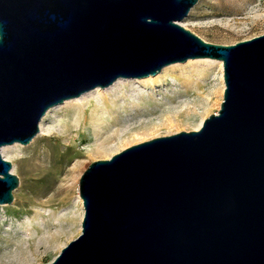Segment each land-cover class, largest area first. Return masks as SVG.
<instances>
[{"label":"water","instance_id":"water-1","mask_svg":"<svg viewBox=\"0 0 264 264\" xmlns=\"http://www.w3.org/2000/svg\"><path fill=\"white\" fill-rule=\"evenodd\" d=\"M197 0H0V149L46 112L118 78L222 62L218 116L132 146L79 180L81 235L51 264H264V34L206 43L180 23ZM19 186L0 154V205Z\"/></svg>","mask_w":264,"mask_h":264},{"label":"rangeland","instance_id":"rangeland-1","mask_svg":"<svg viewBox=\"0 0 264 264\" xmlns=\"http://www.w3.org/2000/svg\"><path fill=\"white\" fill-rule=\"evenodd\" d=\"M180 23L184 25L185 29L194 33L206 43L223 46L234 45L264 34V0H197V3ZM189 61L176 66L175 68L177 70L181 69V72L177 71L170 77H177L182 73L183 76H189L194 80V85L198 84L203 87L204 92L209 95L211 104L214 105V107L210 105L207 108L204 104V108L200 107L199 113L201 114L198 116L205 114V110H210V108L212 110L211 113L209 112L204 116L205 120L219 111L224 92V86L222 93L219 92L221 90L220 77L223 75V71L221 72L217 63H206L203 62V59ZM167 83L169 85L164 89L172 87L170 86L172 85L170 80H167ZM193 95L195 96L194 93H191L190 96L184 95L181 100L194 102L197 98ZM63 116L64 109L52 112L50 118L44 122V127L54 126L51 133H44L43 138L38 139L40 136L38 131L29 144L25 146L17 144L4 153L8 157L7 161L11 164V173L19 180V186L13 192L14 200L12 204L4 205L6 206L3 209L5 210L4 214L1 213L2 209H0V264H8L12 253H15L12 252L15 251L13 245L15 240L12 239L11 246H8V230L14 229V225L21 223L26 217L32 216L34 208L40 202L53 201L52 206H46L45 209L59 213L62 219L61 228L64 230L65 235L78 228V224H73V220L77 214H82L79 222V233L65 241L62 248L80 235L84 209L83 206L80 208L77 201V196L79 197V179L91 163L108 160L113 155L131 146L154 138L171 136L181 131H195L192 125L185 124L179 129L173 128L158 133L145 134L142 133L141 126L132 125L130 132H125L120 136L119 140H124L122 144H119V140L113 142L115 145H123V147H119L120 149L108 157H104L95 153L94 139L91 132L85 129L81 132L82 142L78 143L76 148L70 147L66 151L59 139L62 125L56 123L61 121ZM78 163H82V167L76 178L75 187L72 191H67V187L71 185L69 172L76 168ZM9 206L10 208H8ZM15 209L20 210V212L14 213ZM57 228L52 227L51 232L55 233ZM11 235L14 236V232ZM61 249L53 253L54 255L49 256L50 249L48 253H45L44 247H41L38 250L39 261L34 263L33 258L30 264H50L58 256Z\"/></svg>","mask_w":264,"mask_h":264},{"label":"bare ground","instance_id":"bare-ground-1","mask_svg":"<svg viewBox=\"0 0 264 264\" xmlns=\"http://www.w3.org/2000/svg\"><path fill=\"white\" fill-rule=\"evenodd\" d=\"M178 24L184 28L183 24ZM193 60L202 59H192V61ZM187 61L190 62L189 59ZM203 62L210 64L217 63L221 72L223 71L221 61L205 58ZM183 63L165 66L152 77L147 76L137 80L118 78L110 86L104 87L102 90H100V87H96L76 98L66 100L50 108L39 123L40 136L38 139L43 138L44 133H51L54 126L49 128L44 127V122L50 118L52 112L58 111L59 109H64V116L61 121H57L56 123L62 125L59 139L62 141L61 145L66 151L70 147L76 148L78 143L82 142L83 136L81 132L85 129L91 132L94 139L93 147L95 153L104 157H108L110 154L120 149L119 147H123V145H115L113 142L119 140L120 136L125 132H130V127L132 125L141 126L142 133L145 134L151 132L158 133L173 128L179 129V127L185 124L192 125L195 131L191 132L199 131L203 122L207 119L204 120V116L212 111L210 108V110H205V114L198 116L201 114L199 113L200 107L204 108V104L207 108L210 107V105L214 107V105L211 104L212 102L209 95L204 92L203 87L198 84L194 85L195 81L189 78V76H183L181 73L177 77H170L177 71L181 72V69L177 70L175 67ZM222 78L223 75L220 77L221 90H219V92L221 93L224 86ZM167 80L172 82V85H170L172 87L166 88V90L164 87L169 85ZM191 93H194L195 96H193L198 100L196 99L194 102L181 100L184 95L190 96ZM212 115L218 116V112ZM119 141V144H122L124 140ZM17 144L21 145L19 143H14L12 145H5L0 149V154L4 160H8V157L4 155L6 150ZM66 151L64 150V152ZM81 167L82 163H78L76 168L69 172L71 185L67 187V191H72V189H74L76 178ZM81 200L80 196H77L80 208L83 206ZM52 203V200L40 202V204L34 208L32 216L26 217L21 223L14 225V229L11 228V230H8V246H11L10 242H12V239L15 240V242H13L15 251H12L15 253H12L11 260H9L8 264H30L33 258V262L36 263L39 261V248L44 247L45 253H48L50 249L49 256H52L54 255L53 253L62 248L65 241L79 233V222L82 214H77L73 220V224H78V228H75L69 234L65 235V232H63L64 230L61 228L62 219L59 213H56L54 210L45 209L46 206L51 207ZM5 208L6 206L0 205L2 214L5 213V210H3ZM8 208H10V206ZM13 212L19 213L20 210L15 209ZM52 227H58L55 233L51 232ZM12 232H14V236L11 235Z\"/></svg>","mask_w":264,"mask_h":264}]
</instances>
